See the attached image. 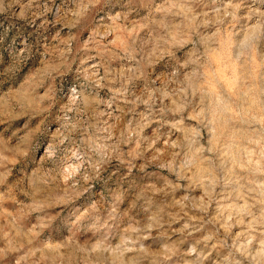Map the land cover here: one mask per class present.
Segmentation results:
<instances>
[{
    "label": "rangeland",
    "instance_id": "rangeland-1",
    "mask_svg": "<svg viewBox=\"0 0 264 264\" xmlns=\"http://www.w3.org/2000/svg\"><path fill=\"white\" fill-rule=\"evenodd\" d=\"M0 264H264V0H0Z\"/></svg>",
    "mask_w": 264,
    "mask_h": 264
},
{
    "label": "bare ground",
    "instance_id": "bare-ground-1",
    "mask_svg": "<svg viewBox=\"0 0 264 264\" xmlns=\"http://www.w3.org/2000/svg\"><path fill=\"white\" fill-rule=\"evenodd\" d=\"M68 164H71L72 162H67ZM70 166V165H69ZM66 167V166H65ZM72 167V166H71Z\"/></svg>",
    "mask_w": 264,
    "mask_h": 264
}]
</instances>
